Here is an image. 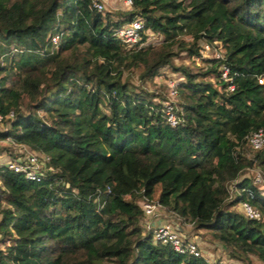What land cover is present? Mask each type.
<instances>
[{
    "label": "trees",
    "instance_id": "1",
    "mask_svg": "<svg viewBox=\"0 0 264 264\" xmlns=\"http://www.w3.org/2000/svg\"><path fill=\"white\" fill-rule=\"evenodd\" d=\"M93 1L0 0V139L48 158L40 181L0 165V264H209L140 225L137 200L155 185L162 206L230 258L264 264V194L242 175L264 164V143L243 155L246 135L264 132V0H130L124 11ZM135 18L129 47L113 31ZM146 32L162 41L145 44ZM198 42L221 57L196 71L172 64L174 47L200 56ZM165 65L182 75L174 127L165 98L143 87ZM241 202L259 219L231 208Z\"/></svg>",
    "mask_w": 264,
    "mask_h": 264
},
{
    "label": "built area",
    "instance_id": "2",
    "mask_svg": "<svg viewBox=\"0 0 264 264\" xmlns=\"http://www.w3.org/2000/svg\"><path fill=\"white\" fill-rule=\"evenodd\" d=\"M123 4L129 7L131 5L130 0H122ZM94 6L98 9H102L101 4H98L95 0L93 1ZM142 29V21L140 18H135L130 22L121 25L113 31L114 36L121 42L127 44L131 47L133 44L139 40V31ZM55 40L54 38L52 39ZM204 49H209V47L204 44ZM213 57H221L220 54L214 53ZM220 76L225 81L229 80L227 76V68L221 66ZM261 82V79L259 80ZM171 95H175V90L173 88V82L169 81L167 83ZM229 90L233 89L231 84L226 86ZM264 95V89H263ZM177 106L170 100H162L160 102V112L163 115L164 122L171 126H178L181 124V117L177 112ZM8 117H12V113H8ZM2 121V116L0 115V124ZM246 142L250 149L256 150L262 147L264 143V132L262 130H257L250 132L245 137ZM17 147H22L14 159L8 161L5 166L7 169L13 172L21 173L24 179L29 181H40L43 177V167L44 162L47 161V156L43 153H28L26 146L23 144L16 145ZM29 150V149H28ZM264 185V178L260 176L258 171L253 172L252 183H260ZM139 206L142 211V219L140 220L141 226L148 232H150L152 239L163 244H168L177 253L191 254L193 256H200V250L197 243L192 239L186 238L180 232V222L184 223L182 217H179L172 211L168 210L162 206L157 199L150 198H140ZM241 212L247 218L259 219L260 214L257 209L251 207L247 202L240 203ZM207 261V260H206ZM208 262V261H207ZM209 264H226L224 261H219L218 263Z\"/></svg>",
    "mask_w": 264,
    "mask_h": 264
},
{
    "label": "rangeland",
    "instance_id": "3",
    "mask_svg": "<svg viewBox=\"0 0 264 264\" xmlns=\"http://www.w3.org/2000/svg\"><path fill=\"white\" fill-rule=\"evenodd\" d=\"M99 3L101 4L102 11H115V10H121L124 11L128 7L123 4L122 0H99ZM147 38L145 40V44H157L162 41V35L154 34L151 32H146ZM181 39H183L185 42L190 41V36L187 34H183L181 36ZM203 42H198L199 53L200 56L196 57H190L186 54L185 51H180L176 47H174V51L176 55H174L172 59V64L174 65H186L188 66L192 71H196L199 67H204L205 62L203 61L204 58H210L214 55V53L221 54L223 53V49L220 48H209L204 49L202 44ZM1 64H4V61H1ZM128 73V71L123 72V77ZM129 74V73H128ZM132 76V82L137 84L138 80L136 79V72H132L130 74ZM182 79V75L179 72L172 71L169 66H162L158 68L156 74L146 82L143 83V87L156 95H159L160 97H164L165 100L172 101L175 105H177V97L175 95H171L168 92L167 83L169 81L173 82L174 84L176 82H179ZM261 82L264 85V79H261ZM161 99V98H159ZM158 99V101H159ZM23 109V107H22ZM7 118H5L6 120ZM2 121L0 124V130L7 129L8 122ZM17 143L11 141L10 139H0V165H5L8 161L14 159V157L17 155V152L22 148ZM243 155L246 159L252 158V151L250 150V147L244 146ZM27 149V147H26ZM28 153H37L42 155L39 152H35L33 150H26ZM258 171L261 177L264 178V164L257 165L254 164L249 168L248 171H245L242 175L249 176L252 180L253 178V172ZM241 175V176H242ZM240 177V176H239ZM260 192L264 194V185L262 182L255 183L254 184ZM152 193V198L156 199V194L158 190V185H155ZM227 190V201H232L235 196V190L232 188V185L226 186ZM140 203V200H137V204ZM231 208L234 210L240 212L241 207L240 203H237L235 205H231ZM184 223L180 222L179 228L180 232H182L183 236L189 239H192L197 243L198 248L200 250L201 255L210 263H218L219 261H224L226 264H261L253 255H248V261L241 262L239 260H235L233 258H230L228 256V253L226 249L216 240L212 239L208 232L204 229L197 228L195 226V223L192 221H189L187 219H184ZM141 225V223H140ZM10 241L9 239H5L4 243H0V248H3L4 245L8 244Z\"/></svg>",
    "mask_w": 264,
    "mask_h": 264
}]
</instances>
